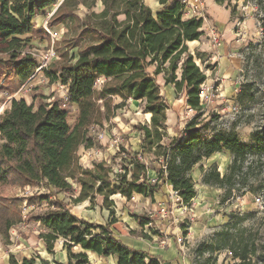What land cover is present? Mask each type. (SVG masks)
Wrapping results in <instances>:
<instances>
[{
	"label": "trees",
	"instance_id": "trees-1",
	"mask_svg": "<svg viewBox=\"0 0 264 264\" xmlns=\"http://www.w3.org/2000/svg\"><path fill=\"white\" fill-rule=\"evenodd\" d=\"M72 1H62L50 26L68 25L73 20L83 23L70 4ZM156 1L163 8L154 14L145 0H102L104 10L88 16L89 21L83 23L78 34L80 40L93 42L80 48L79 55L71 60L63 56L56 69L48 65L40 70L50 82L66 86L70 104L77 107L73 124L68 120V111L61 99L42 102L37 107L23 97L12 98L9 107L0 114V236L9 237L12 227L23 221L19 209L23 199L2 195L7 188L55 189L70 195L74 205L86 201L95 204L100 196L101 205L110 207L115 194L128 199L140 194L154 200L159 182L167 178L173 191L179 193L184 203H189L197 194L192 171L204 159L223 151L230 152L233 161L226 174L220 175L216 166L203 170L202 174L203 184L225 188L229 196L233 192L232 184L242 177L244 170L251 168V164H247L249 157L264 156V138L259 132L253 133L252 145L243 142L235 130L213 131L210 121H201V86L207 74L197 59L206 69L213 66L207 62L205 53L193 54L188 42L204 36L205 19L186 18V5L182 0ZM214 1L228 4L232 16L239 3V0L234 4L233 0ZM57 2L0 0V93L9 96L18 93L35 75L39 64L30 52L31 36L50 35L37 29L33 20ZM257 2L263 13L264 29V0ZM68 45L69 49L77 48L79 40L73 39ZM150 67H155V72H150ZM160 73H164L165 82L173 85L177 93L185 92L188 107L197 113L175 138H169L167 111L170 105L156 80ZM98 79L102 80L100 85L96 84ZM114 98L122 102L115 104ZM130 99L141 101L143 111L151 114L150 122L134 126V130L143 133L142 152L133 153L121 146L114 158L126 153L130 161L126 166L125 160L120 173L105 160L95 162L92 167L80 164L81 147L96 148L98 142L91 128L111 122L116 111ZM149 156L161 163V168L156 170L155 183L148 177L150 167L145 159ZM40 202H47L50 207L46 214L36 218L47 229L42 235L47 250L53 253L54 241L62 238L68 264H89L85 250L99 257H117V264H164L159 257L131 248L115 237L112 230L115 221L91 223L76 215L64 202H53L49 194L29 199L30 205ZM111 214L113 216L114 212ZM133 217L143 229L149 225L152 228V216ZM141 236L151 239L149 234ZM75 246L81 251L74 253ZM226 248L235 253L240 264H250L246 262L251 254L249 245L238 244L228 231L199 246L197 254L202 257L206 252ZM9 260L10 264H37L34 258H23L20 262L13 254L9 255ZM55 264L65 263L57 261Z\"/></svg>",
	"mask_w": 264,
	"mask_h": 264
},
{
	"label": "rangeland",
	"instance_id": "rangeland-1",
	"mask_svg": "<svg viewBox=\"0 0 264 264\" xmlns=\"http://www.w3.org/2000/svg\"><path fill=\"white\" fill-rule=\"evenodd\" d=\"M62 1L58 0L56 5L49 7L33 20L37 29L45 30L50 35L45 36L43 33H38L31 36L30 39V52L37 57L40 68L51 65L53 69H56L59 66L58 62L63 61V56H66L67 61L75 55L78 56L79 49L89 45L92 41L79 39L78 34L83 28V23L88 22V16L94 12L100 13L104 10L102 0H74L70 4L75 8V13L79 15L83 23L73 20L68 22V25L62 23L50 26L49 22L52 21V16ZM257 1H238L236 13L232 16L234 24L232 36L225 42L226 55L229 59L227 67L220 66L218 62L213 63L208 53H205L206 60L213 68H204L197 59L198 64L207 73L205 94L202 98L201 112L203 117L201 121H210V127L213 131L235 130L243 142L252 145H254V132H259L264 138V29L263 13ZM201 2L204 3L205 0H201ZM234 2L235 0L232 1L233 4ZM225 6L228 8V4ZM204 16L207 17L206 14ZM210 26L209 23V26L205 29L203 27V30L208 31ZM54 35L55 37H53ZM73 39H78L79 45L77 48L69 49L68 43ZM192 44L194 43L189 45L190 50L194 49ZM214 49L218 50L217 48ZM58 91H60L59 93L64 91L58 82H50L43 71H36L33 78L18 93L11 96L4 92L0 93V114L9 107L12 97L16 99L23 97L27 103H35L38 107L42 102L49 103L56 99L59 100ZM165 95L166 98H169L166 91ZM113 100L115 104H119L121 101L119 98ZM177 106L182 110L184 120H182L181 125L183 124L182 127H184L197 113L193 111L187 117L186 99L184 102L178 103ZM65 108L68 111V120L70 124H73L76 118L75 107L68 104ZM116 114L121 116L123 121L134 119V125L149 122L146 120L149 115L143 111V107L137 109L132 103H128L126 108L116 111ZM114 120L115 118L109 123L105 122L103 127H92L91 132L94 129L96 132L108 133L107 130L112 127ZM176 129L178 127L172 129L170 138L178 136ZM209 133L212 134L211 131ZM106 136L107 134L103 139L96 138L98 140L96 148L87 150L89 148L82 146L85 149L79 151L80 164L85 167H92L95 162L105 160V155L97 157L95 153L98 150L106 153V147L102 145ZM116 136H120L124 140L121 144L122 147L130 151V146H127L129 140L127 133L114 130L110 137L112 146ZM115 154H118L117 150ZM115 154L110 156L111 159L109 157L107 159L112 163L115 172L120 173L125 160H121L120 156L114 158ZM145 160L148 161L150 169L158 170L161 168V163L152 157L149 156ZM232 161L229 151H223V153L214 154L204 159L193 169L191 174L196 182L197 191L193 200L189 203H184L182 199L166 201L163 203V206L167 208L166 214L161 215L159 210L161 216L152 217V228L150 225L145 229L140 225L137 228L136 236L147 234L151 236L148 251L158 256L164 261V264H195L197 261L200 264H240L241 260L236 258L235 253L228 248L210 253L206 252L202 257L197 254L199 246L216 240L219 234L226 231L236 237L238 244L249 245L251 254L246 262L264 264V156L261 158L249 157L247 164H251V168L244 170L242 177L237 179L232 186L230 185L233 192L229 196H226L227 190L225 188L205 185L202 182L203 170L207 171L216 166L220 175L223 176L228 172V167ZM127 165L128 162H126ZM150 179L152 180V178ZM44 194H49L53 202L58 200L64 202L76 215H82L83 219L87 218L95 224H107L118 220V218L128 219L133 217L132 214L152 216V213L147 210L151 205L145 206L141 198L139 200L132 197L130 199L127 197L118 198L116 201L113 200V205L110 207H103L99 196V201L95 204L86 201L83 204L74 205L70 195L55 189L7 188L2 192V195L23 199L19 208L23 215V221L12 227L9 237L0 236V264H10V254H13L20 262L23 261V258H34L37 264H44V261H47L48 264H55L57 261L68 264L69 259L64 240L59 238L54 241L53 253H50L42 238L47 229L36 221L37 217L47 213L50 209L49 204L47 202H40L37 205L29 204L31 197ZM114 197L112 199H115ZM257 199L260 202H257ZM112 211L114 212L113 216ZM155 232L160 233L161 236L156 235ZM142 240L144 239L142 238ZM80 251L78 246L73 248L74 253ZM84 253L90 258L89 264H115L113 258H99L86 250Z\"/></svg>",
	"mask_w": 264,
	"mask_h": 264
},
{
	"label": "crops",
	"instance_id": "crops-1",
	"mask_svg": "<svg viewBox=\"0 0 264 264\" xmlns=\"http://www.w3.org/2000/svg\"><path fill=\"white\" fill-rule=\"evenodd\" d=\"M145 2L147 5H149L151 7L154 14H156V12L160 11L163 8V6L160 5L159 2L156 0H145ZM202 4L205 5V12L204 13L207 16V17H205V21H204V25H203L204 29L207 26H209V23L211 25L216 26L217 29L220 31V33L223 35V45L219 48L215 47L213 45L212 41L210 40V37L207 34V31H204L205 32L204 36H205V39H207V40L205 41L204 36H203L198 41L188 42V46L190 45V43H194V44H192V45H194V49L193 50L189 49V50L193 54H195L196 51H200L201 53H208V55L210 56V60L213 61V63L218 62L220 64V66L227 67L229 59H228V56L226 55L227 50L225 49V42L227 39H229L230 36H232L231 33H232V30L234 29L231 9H228L227 6H225V5H221L219 3L217 4L214 0H205V2ZM214 48H217L218 50H215ZM155 69H156L155 67H150V72H152V73L155 72ZM156 80H157V83H160L162 94L164 95L165 99H167V101L170 105V109L167 111V114H168L167 124H168V130H169L168 133L170 135V132L172 131V129L175 127H178V129H176V131L179 134L180 131L184 130L185 126L182 127L183 124L181 125L182 120H184V116L182 115V110H180L177 105H178V103L184 102L185 99L187 101L186 94L184 91L177 93L176 89L173 85H168L165 82L164 73L158 74V76L156 77ZM165 91L168 93L169 98H166ZM59 92L60 91H58V95L60 94L59 98H61L64 95L65 90L62 93H59ZM121 101L119 103H121ZM128 103L129 104L132 103V105L135 106L137 109L143 107L141 101H136V100L130 99L127 101L126 105L124 107L120 108L119 110L126 108ZM73 107H75V114L77 115V107L75 105H73ZM119 110H117V111H119ZM147 115H149V117H147L146 120H148L150 122L151 114L147 113ZM114 121L115 122H113L112 127L109 130H107L108 133H107L106 138L102 141V145L104 147H106V153L104 154L101 152V155L99 157H103L105 155V157H104L105 161L109 162L107 157L110 158V156H113L115 154L116 148L114 146H112V144L110 143V141H112V139L110 137L114 133V130H118V131H122L124 133H127V135L129 136L127 146L128 147L130 146V151L133 153H136V152L141 153L142 148L140 145L142 142L143 133L140 131L134 130L135 120L129 119V121H127V120L123 121V119H121V116H118L116 114ZM105 127H107V125H105ZM169 138H170V136H169ZM83 148L84 147H82L81 150ZM87 150H90V149H87ZM148 177H150L152 179H158L156 170L149 169V176ZM159 183H160L159 184L160 187H159L158 192L155 194L154 200L151 197H144L140 194H136V197H135L138 200L141 198L143 200V203L145 204V206L151 205L147 210H149L152 213V217L161 216L159 213V210H161V207L163 206L164 202L171 200V193L173 191L172 184H171V182L168 181L167 178L162 179L161 182H159ZM114 198L115 199H112V200L116 201L118 198L124 199L125 197L115 194ZM132 215H139V214H132ZM79 216H82V215H79ZM86 220H88V219L86 218ZM88 221L93 223L91 220H88ZM101 224H106V223H101ZM138 227H139V224L136 223V220L134 217H131V218L129 217L128 219L118 218V220H115L113 227H112V230L115 234V237L122 240L129 247L134 248L138 251L145 252L147 255L150 254V255L155 256L154 253H152L151 251H148L150 244H151V241H149V240H151L152 238L151 239L147 238L148 239L147 240V239L143 238L141 235L140 236L135 235L137 230H138L137 229ZM142 238L144 240H142ZM90 253L99 257L97 254H95L93 252H90ZM157 254L160 255V253H157ZM99 258H113L115 260V264H117V261H118V258L114 257V256L99 257ZM62 263H65V262H62Z\"/></svg>",
	"mask_w": 264,
	"mask_h": 264
},
{
	"label": "built area",
	"instance_id": "built-area-1",
	"mask_svg": "<svg viewBox=\"0 0 264 264\" xmlns=\"http://www.w3.org/2000/svg\"><path fill=\"white\" fill-rule=\"evenodd\" d=\"M182 2L186 5V10H185V16L186 17H197V18H203L205 19V16H204V12H205V5L202 4L201 0H182ZM207 34L209 35L210 37V40L212 41L213 45L217 48L221 47L223 45V35L220 33V31L217 29L216 26L214 25H211L210 28L208 29L207 31ZM55 37V35L53 36ZM42 68L44 67H39L37 69V71H40ZM101 79H98L96 84H100L101 83ZM206 83V82H205ZM59 86L65 90V93L64 95L60 98L61 99V102H62V105L63 107L65 108L68 104H70V101H69V95H68V90L66 88V86H63L61 84V82H58ZM202 88V93L200 95L201 97V106H202V98H203V95L205 94V84H203L201 86ZM194 110L191 108V107H188V112L186 113L187 114V117L190 116L191 112H193ZM92 132H94V135L96 138H100V139H103L105 137V135L107 134V132H96L94 131V129H92ZM124 140L122 138H120V136H116L114 139H113V146L116 147V150L118 151V153L121 151V144ZM128 151V150H127ZM95 155L98 157L101 155V151L98 150L96 151ZM120 159L121 160H127V162L129 163L130 160L127 159V154L126 153H121L120 155ZM130 167L132 166V164L129 165ZM153 183H155L157 181V179H152L151 180ZM39 188H44L45 187H39ZM135 195L134 194L132 196L133 199H135ZM171 200L174 201H178V200H181V197L179 195L178 192H175V191H172L171 193ZM257 202H260L258 199H257ZM167 212V208H165L164 206L161 207V210H160V213L161 215H165Z\"/></svg>",
	"mask_w": 264,
	"mask_h": 264
},
{
	"label": "water",
	"instance_id": "water-1",
	"mask_svg": "<svg viewBox=\"0 0 264 264\" xmlns=\"http://www.w3.org/2000/svg\"><path fill=\"white\" fill-rule=\"evenodd\" d=\"M13 98V97H12Z\"/></svg>",
	"mask_w": 264,
	"mask_h": 264
}]
</instances>
